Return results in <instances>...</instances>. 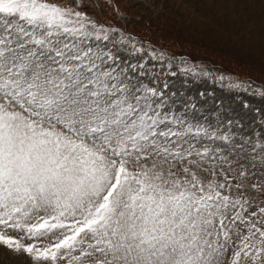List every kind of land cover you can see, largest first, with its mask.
<instances>
[{
  "label": "snow or ice",
  "instance_id": "snow-or-ice-1",
  "mask_svg": "<svg viewBox=\"0 0 264 264\" xmlns=\"http://www.w3.org/2000/svg\"><path fill=\"white\" fill-rule=\"evenodd\" d=\"M82 6L0 0V246L24 264H264V137L189 118L149 64L176 58Z\"/></svg>",
  "mask_w": 264,
  "mask_h": 264
},
{
  "label": "rangeland",
  "instance_id": "rangeland-1",
  "mask_svg": "<svg viewBox=\"0 0 264 264\" xmlns=\"http://www.w3.org/2000/svg\"><path fill=\"white\" fill-rule=\"evenodd\" d=\"M55 2L71 5L73 0ZM81 2L79 10L99 23L176 58L172 69L149 64L169 84L178 110L221 130L231 122L238 136L264 137V6L245 10L223 0H76ZM181 58L212 75H183ZM0 248V264H24L22 257L15 260V253Z\"/></svg>",
  "mask_w": 264,
  "mask_h": 264
},
{
  "label": "bare ground",
  "instance_id": "bare-ground-1",
  "mask_svg": "<svg viewBox=\"0 0 264 264\" xmlns=\"http://www.w3.org/2000/svg\"><path fill=\"white\" fill-rule=\"evenodd\" d=\"M254 4L258 5V6H264V3H261V0H255ZM1 249V248H0ZM4 251V250H3ZM5 253V252H4ZM3 253V254H4ZM8 252H6L5 254H7ZM11 256V255H10ZM9 254L7 255L8 258H10ZM19 258V257H18ZM14 258L15 260H20L21 258Z\"/></svg>",
  "mask_w": 264,
  "mask_h": 264
}]
</instances>
